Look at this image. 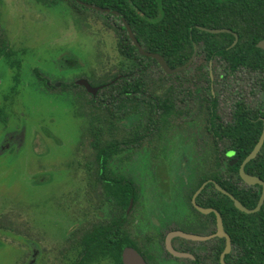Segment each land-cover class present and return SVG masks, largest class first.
I'll return each mask as SVG.
<instances>
[{"label":"flooded vegetation","instance_id":"af4514ba","mask_svg":"<svg viewBox=\"0 0 264 264\" xmlns=\"http://www.w3.org/2000/svg\"><path fill=\"white\" fill-rule=\"evenodd\" d=\"M9 1L0 0V58L3 57L4 61L9 65L10 71L12 72V70H14L15 72V78L13 80L14 86H11L9 90H6V92L2 91L0 93V121L3 122L5 126L17 119L16 96L18 91L16 86V75L18 72V65L16 61L13 60V57L41 56L32 53L29 46L26 44L25 39L20 38L18 35H15L13 31H11L9 22L6 20L5 10H7L9 6L11 7L15 4V1ZM36 2L46 5L49 9L62 8L63 12H65L68 17V25L66 26V29L72 25L74 29L73 34L76 35L79 31L83 30L86 24H88L86 19L88 13L85 11L91 10L100 15H105L103 17L104 24L108 28L113 29L115 34L118 36L117 47L119 55L127 56L120 53L119 46L121 44L124 45V48H127L131 42L137 49V46L130 37L128 28L123 21V18L125 17L118 10H116L118 13H114L113 11L115 9L108 8L110 11L103 12L95 7L88 6L87 4L92 3L86 2L85 0H36ZM92 5L99 6L95 4ZM116 19L118 20V23ZM123 28L126 30L128 36H126ZM203 47V43L195 44L197 54L194 59L185 69L174 74H168L157 61V65L161 68L160 72L172 76L169 80L172 81L173 79V83L169 85H173L174 87L172 116L170 118L169 129H165L164 132L166 133L161 139H158L156 134V122H150L152 119H150L145 112H142L140 115H134L135 117H131L133 124L138 122L140 123V126L143 124L141 122V116L146 117V122L143 126H141L143 141L138 148L129 149L125 145L124 149H122L116 156L108 155L106 158H100V151L96 150L91 145L92 136L89 133V115L92 110L91 107L89 108V113L87 115L89 120L88 134L90 137L91 149H89V154L84 156V165L81 164L80 159H77L76 169L74 171L78 179V182L76 183V196L81 200V192H84V200H86L90 205V207L84 212H82L81 208L79 209V220L80 217H82L81 214L85 219H88V217L93 215L96 216V218L91 221H87L88 223L75 229L71 237L68 238L69 246H71L73 252L72 257H68L67 254L63 253V258H68V264H72L74 261H76L77 264H80L77 259L81 256L79 255V252L77 253L75 248L77 246L79 247V243L82 240L80 236L84 232L83 228L89 225L101 224L103 222L109 226L107 231V253L105 256L96 257L93 262L91 260L90 264H127V261H130L132 258L130 252H127L131 248L135 249L138 254L142 256L146 264H224V262L229 264H239L236 262L239 252L236 245L232 242V238L231 250L224 255L227 247V238L224 235L218 234L216 213L214 211L208 213L200 211L194 202V195L205 184L203 189L198 193L196 203L203 208H214L219 211L214 206L207 205L208 198L203 193H210L214 196V191H220L217 185L221 186V184L209 176V172L212 170L215 173V171L218 170V177L224 178V156L234 155V151H230L228 154L225 151L224 141L226 137L224 136V129L228 125L237 123L241 119V113H251L258 109L264 110V103L253 106L243 98H236V101H233V105L230 108L229 115L224 117L219 113L221 94L220 91H216V87H220L221 92H223V88L225 86V82L228 81L229 74H235L246 70L253 74L254 84L258 85L260 90H264V70L260 67L249 69L248 67L241 65L237 71L232 72L227 69V61L220 57L222 55H216L217 57L210 60L205 59V54L200 52ZM47 55L60 56L58 59V73L71 70L68 74H72L75 71H78L81 66L80 61H78L75 57L78 55L63 46L59 47L55 52H51L44 56ZM140 55L143 56L142 54ZM216 58L221 59L224 67L221 73L214 74L215 68L213 61ZM206 65H208V69ZM199 66H202V70L208 73L210 79L209 81L207 79L199 80ZM190 67L193 71L190 79L191 86H187L185 88L177 81V78L179 79L182 72ZM115 72L118 71L116 70ZM115 72H108L105 74H113ZM155 73L159 72L155 71ZM105 74H102L100 78L89 76L87 73H84L83 75L79 74L80 77L78 79H75L73 82H67L56 80L59 75H47L40 71L37 74V78L41 83L42 90H46L53 96H60L59 94H62L65 89L72 90L73 88H80L85 94H87V96H89L87 98L90 99L91 96H93L95 98L94 104L99 107L101 103H106V101H104V91L110 86V84L106 82L95 84L90 77L101 80ZM82 79H86L92 86L98 87L99 90L97 91V94L89 92L84 85L80 84L79 81ZM56 90H58V92H56ZM159 90L160 91L158 92H161L162 89ZM85 104L88 107L91 105V103H88L87 101H85ZM141 107L143 111L146 110V107L143 104H141L139 110ZM101 109L103 110L105 108L102 106ZM78 114L79 117H84L82 116V112H78ZM248 117L249 119L254 120L249 115ZM261 118L264 121V117ZM155 120L157 121L158 119L155 118ZM127 122V127H125L126 130L130 127V122ZM23 137L24 134L21 131H12L6 134L3 139L1 153L10 150L16 142L17 145H20ZM168 143H170L169 147H167ZM139 152L150 155L149 158H146L144 154L140 155L139 163L142 162L145 164L146 168L143 180H138L137 177L139 175H130L129 173V169L131 167L130 161L135 154ZM166 152H168V154L171 153L172 156H176L179 153L177 156H181V158H179V164H176V166L172 164L170 167V169L174 172L173 177L177 179V183L175 184V182H172V180L169 179L173 187L172 190L167 185L168 180L163 183V188L172 195H161L160 198L145 197L142 193L145 187L143 185L144 181L148 178L147 173L150 171V168L153 169L152 172L156 183L155 173L160 168V165L162 167H166L165 163L168 158V154ZM209 153L211 154L209 165L196 164L194 157L205 156ZM215 155H218L220 158L219 165H216L215 162L212 161L214 160ZM135 161L137 162V160ZM237 162V158L231 160V164L233 163L232 165ZM84 167L86 168L85 174L82 176L79 173L81 172L80 169H84ZM239 175L241 177L240 168ZM130 177L134 179L135 183L139 187V197L136 202L134 199H131L130 203L128 202V204L125 205L127 201L125 190L123 189V197L120 198L118 196L114 197L112 192L109 190L107 192V187L109 186L110 189L114 180L121 182V184L125 186L129 182ZM205 177L206 179L199 185L201 180ZM103 179H106V182ZM181 188L182 190H185L184 188H189L191 190L190 196L180 195ZM154 199L157 201H154ZM213 199H216L215 196ZM218 201H222V198H218ZM131 204L132 206L130 207ZM105 209L108 211L106 215L103 213L105 212ZM184 209H186V211H184ZM219 213L221 214L220 211ZM225 231L227 232L226 229ZM182 232L200 236V238H188L182 235ZM29 245L31 256L28 264H37L43 254L42 248L39 247L38 243L34 240L33 242H30Z\"/></svg>","mask_w":264,"mask_h":264},{"label":"rangeland","instance_id":"374dc122","mask_svg":"<svg viewBox=\"0 0 264 264\" xmlns=\"http://www.w3.org/2000/svg\"><path fill=\"white\" fill-rule=\"evenodd\" d=\"M13 1L15 4L5 10L11 31L25 39L32 53L41 56L13 57L18 65L17 119L7 126L0 121V264H28L31 256L29 243L33 240L43 251L37 264H68V258H63V253L68 257L73 256L68 238L75 229L96 218L93 215L85 219L81 214L79 220V209L84 212L90 205L84 200V192H81V200L76 196L78 179L74 171L77 159L84 165V156L91 149L89 107L85 104L89 96L82 89L73 88L65 89L60 96L54 97L42 90L37 74L42 71L47 75H59L56 80L73 82L80 77L79 74L87 73L100 78L102 74L115 72L121 61L118 36L104 24L105 15L91 10L85 11L88 13V24L76 35L73 34L72 25L66 29L68 17L62 8L49 9L36 0ZM61 46L78 55L75 56L81 65L78 71L72 74H68L71 70L58 73L60 56H44ZM213 63L214 74L221 73L224 67L221 59L216 58ZM206 67L209 68L208 65ZM150 69L152 84L156 86L159 76L155 71L162 76L161 68L154 64ZM192 74L190 67L182 72L177 81L185 88L190 87ZM14 78V70L11 72L1 57L0 93L14 86ZM172 81L162 83L167 86ZM224 88L221 92V88L216 87L221 94L219 113L224 117L229 115L236 98H243L253 106L264 103V90L254 84L253 74L246 70L229 74ZM140 110L143 112L142 107ZM78 112H82L84 117H79ZM141 118L144 124L146 117ZM12 131L24 134L22 143L17 145L16 142L10 150L1 153L3 139ZM169 146L170 143L167 144ZM141 154L150 157L142 152L135 154L129 169L130 175H139L138 180H143L146 169L145 164L139 163ZM177 155L168 154L166 167L160 165L155 173L157 185L153 169L150 168L143 184V196L160 198L161 195H172L163 188V183L168 180L167 185L171 190L173 187L169 179L177 183L170 169L172 164H179L181 156ZM210 155L194 157L196 164L209 165ZM85 169H80L79 174L83 176ZM184 189L181 188L180 195L190 196L191 190ZM104 211L106 215L108 211Z\"/></svg>","mask_w":264,"mask_h":264},{"label":"trees","instance_id":"16d2710c","mask_svg":"<svg viewBox=\"0 0 264 264\" xmlns=\"http://www.w3.org/2000/svg\"><path fill=\"white\" fill-rule=\"evenodd\" d=\"M85 1L120 11L146 50L160 53L173 68L185 64L194 53L195 44L203 43L204 47L200 52L205 54V59L210 60L217 57L216 55H222L220 57L227 61V69L232 72L237 71L241 65L249 69L260 67L264 70V49L257 46V43L264 39V0ZM201 27L229 29L238 34L239 40L235 46H231L236 38L233 33H211ZM124 32L128 36L125 29ZM119 50L127 56H121L117 66L118 72L105 74L101 80L90 77L95 84H110L104 91L106 103H101L98 107L94 104L93 96L86 100L91 103L89 108L92 110L89 115L91 145L100 151V158L116 156L125 145L129 149L138 148L143 141L142 130L140 123L133 124L131 117L142 113L139 110L141 104L146 107L143 113L152 120L158 119L150 120L152 123L156 122L158 139L165 135V129H169L172 116L174 87L162 83L172 76L163 72L164 75L161 76L158 73L159 78L155 82L157 87H154L150 68L153 64L157 65V60L141 56L131 42L127 48L121 44ZM202 68L198 67L199 80L209 81L208 73ZM159 89H162L161 92H158ZM248 115L254 120L249 119ZM261 117H264V110L260 109L241 113V119L237 123L225 127V151L227 154L234 151V155L224 156V178L218 177V170L215 173L212 170L209 172V176L248 208L257 206L263 187L260 184H246L239 175V168L261 137L264 127ZM127 121L130 122L129 131L125 129ZM235 158L238 162L232 165L231 160ZM219 159L218 155H215L212 161L219 165ZM246 171L264 180V144L257 157L247 163ZM205 179L206 177L199 185ZM103 180L106 182V179ZM123 189L127 197L125 205L130 203L131 199L137 201L139 187L132 177L125 186L114 180L110 189L107 187V192L109 190L114 197L121 198ZM203 194L208 198L207 205L217 208L223 216L225 229L239 252L236 262L264 264V204L259 211L246 213L238 209L234 201L220 191H214L216 199H213V194ZM218 198H222V201L219 202ZM83 229L84 232L80 236L82 240L79 247L75 248L81 256L77 260L80 264H90L96 257L106 255L109 226L103 222ZM72 264L77 263L74 261Z\"/></svg>","mask_w":264,"mask_h":264},{"label":"water","instance_id":"95a60500","mask_svg":"<svg viewBox=\"0 0 264 264\" xmlns=\"http://www.w3.org/2000/svg\"><path fill=\"white\" fill-rule=\"evenodd\" d=\"M87 5L90 6V7H95L96 9H98L100 11H103V12L110 11V9H108V8H104V7H100V6H94L92 4H87ZM113 12L114 13H118V11H116V10H114ZM123 21L125 22V24H126V26L128 28L130 37L132 38L133 42L137 46V49L140 52V54H142L143 56H148V57L155 58L160 63L162 68L168 74H174V73L180 72L183 69H185L191 63V61L194 59V57L197 54V49H196L194 54H193V56L183 66H180V67H177V68H172L168 64L167 60L165 59V57L163 55H161L160 53H157V52L147 51L146 48L137 39V37L135 36L131 26L128 24V22L125 20V18H123ZM201 28L203 30L211 32V33H221V32H231V33H233L236 38H235V40H234V42L232 43L231 46H235L237 44L238 40H239V36H238V34L236 32H233V31H231L229 29H226V28H207V27H201ZM257 46L259 48L264 49V39H261L257 43ZM79 83L84 85L89 90V92H91L93 94H97V91L99 90L98 87L92 86L86 79L80 80ZM263 144H264V130H263L262 135H261L259 141L257 142L256 146L251 151V153L244 159V161L242 162L241 167H240L241 177L247 184H250V185L261 184L263 186V191H262L260 200H259V202H258V204H257V206L255 208H248L239 199H237L233 194L229 193L226 189H224L220 185H217L220 191H222L223 193L229 195L234 200L235 205H236V207L238 209H240V210H242V211H244L246 213H255V212L259 211L261 209L262 205L264 204V181L259 176L247 173L246 169H245L247 163L249 161H251L252 159L257 157V155L260 152ZM233 163H235V162H233ZM204 186H205V184L194 195V202H195L197 208L200 211H202L204 213H208V212L214 211L216 213V215H217V223H218V234L219 235H224L227 238V247H226V250L224 252V255H225L226 253H228L231 250V236L224 229V223H223V218H222L221 214L219 213V211H217L214 208H203V207H201L200 205H198L196 203V198L198 196V193L203 189ZM131 206H132V204L130 205V207ZM181 234L186 236V237H188V238H193V239H199L200 238V236L191 235V234H187V233H183V232ZM127 252H130V254L132 255L131 260L127 261V264H146L144 259L142 258V256L139 255L138 252L135 249L131 248ZM223 262H224V260H223ZM224 264H229V263L224 262Z\"/></svg>","mask_w":264,"mask_h":264}]
</instances>
